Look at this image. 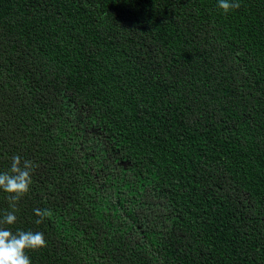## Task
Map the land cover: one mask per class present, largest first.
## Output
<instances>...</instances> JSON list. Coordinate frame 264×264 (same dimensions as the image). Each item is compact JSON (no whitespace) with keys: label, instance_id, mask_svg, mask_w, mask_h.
<instances>
[{"label":"trees","instance_id":"obj_1","mask_svg":"<svg viewBox=\"0 0 264 264\" xmlns=\"http://www.w3.org/2000/svg\"><path fill=\"white\" fill-rule=\"evenodd\" d=\"M218 2L0 0V173L34 164L5 227L44 234L31 264H264V0ZM72 108L128 161L118 196L162 194L144 242L98 193Z\"/></svg>","mask_w":264,"mask_h":264},{"label":"rangeland","instance_id":"obj_2","mask_svg":"<svg viewBox=\"0 0 264 264\" xmlns=\"http://www.w3.org/2000/svg\"><path fill=\"white\" fill-rule=\"evenodd\" d=\"M69 110L70 112L68 113H71L76 123L80 124L81 131L79 135L81 137L84 135L85 137V140H78L79 145L84 144L87 146L85 148L86 150L89 146L91 150L95 147L98 150L97 155L101 158L103 157L105 160L106 166L92 171L93 179L97 186L96 188L99 191L98 193L104 195L109 206L118 209V215L128 220L132 225L130 234L133 235L134 239L144 242L143 233L145 231L146 218L148 215H152L150 214L151 211H156L157 213L161 211H159L160 206L158 203L162 200V194L153 188L148 180H143L138 183L141 185L138 198H134L128 192H124L121 195L124 199V203L120 205L121 196H118L116 190L111 187L108 181L123 176L125 177L122 171L127 167L128 161L120 155L115 139L107 132H103L99 129V127L96 126L95 120H86V117L78 119L76 117L82 116L78 108ZM91 168H94V165ZM125 210H130L131 213L135 215V218L127 216Z\"/></svg>","mask_w":264,"mask_h":264},{"label":"clouds","instance_id":"obj_3","mask_svg":"<svg viewBox=\"0 0 264 264\" xmlns=\"http://www.w3.org/2000/svg\"><path fill=\"white\" fill-rule=\"evenodd\" d=\"M218 7L227 14L232 9H239L237 0H219ZM32 161L23 160L19 155L12 157L11 167L7 172L0 173V190L7 193L11 211H6L0 219V264H31L29 251L36 252L46 247V239L42 232L17 230L15 233L10 227L17 221L15 213L18 211V202L29 192L32 184ZM39 217L37 224L44 218L50 217L49 210H34Z\"/></svg>","mask_w":264,"mask_h":264}]
</instances>
